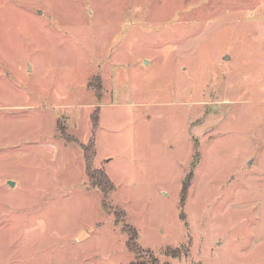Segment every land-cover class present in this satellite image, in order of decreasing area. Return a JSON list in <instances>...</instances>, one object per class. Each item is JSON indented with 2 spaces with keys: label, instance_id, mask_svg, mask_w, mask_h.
Returning <instances> with one entry per match:
<instances>
[{
  "label": "rangeland",
  "instance_id": "1",
  "mask_svg": "<svg viewBox=\"0 0 264 264\" xmlns=\"http://www.w3.org/2000/svg\"><path fill=\"white\" fill-rule=\"evenodd\" d=\"M0 264H264V0H0Z\"/></svg>",
  "mask_w": 264,
  "mask_h": 264
},
{
  "label": "trees",
  "instance_id": "2",
  "mask_svg": "<svg viewBox=\"0 0 264 264\" xmlns=\"http://www.w3.org/2000/svg\"><path fill=\"white\" fill-rule=\"evenodd\" d=\"M96 117H97L96 114L93 115L92 120H93V123L94 124L96 123ZM127 232L129 234V239H128V242H127V247H128V249L130 251H134L136 253V255H137V254H139V250L136 249V248L135 249L132 248V244L135 243V241H136L137 234H136V232L134 230L129 229V228L127 229Z\"/></svg>",
  "mask_w": 264,
  "mask_h": 264
},
{
  "label": "water",
  "instance_id": "3",
  "mask_svg": "<svg viewBox=\"0 0 264 264\" xmlns=\"http://www.w3.org/2000/svg\"><path fill=\"white\" fill-rule=\"evenodd\" d=\"M8 184H9L10 186H13V182H8Z\"/></svg>",
  "mask_w": 264,
  "mask_h": 264
}]
</instances>
